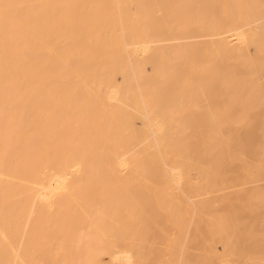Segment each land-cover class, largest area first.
Here are the masks:
<instances>
[{"label":"bare ground","instance_id":"bare-ground-1","mask_svg":"<svg viewBox=\"0 0 264 264\" xmlns=\"http://www.w3.org/2000/svg\"><path fill=\"white\" fill-rule=\"evenodd\" d=\"M172 238H264V0H0V264Z\"/></svg>","mask_w":264,"mask_h":264},{"label":"rangeland","instance_id":"rangeland-1","mask_svg":"<svg viewBox=\"0 0 264 264\" xmlns=\"http://www.w3.org/2000/svg\"><path fill=\"white\" fill-rule=\"evenodd\" d=\"M214 244V252L204 250L200 242L187 243L188 238H172L167 245H172L171 250L163 245L162 248L170 250L171 260L169 264H264V238H237L229 245H224V239L218 238ZM156 248H160L159 245ZM151 247V250H143L140 253V260L146 264H157V259L161 257L159 249ZM175 251L172 256L170 252ZM107 260V256L103 258ZM188 259V260H187Z\"/></svg>","mask_w":264,"mask_h":264}]
</instances>
